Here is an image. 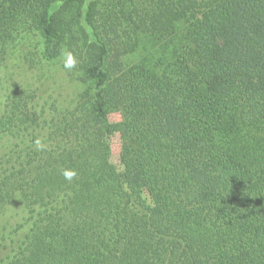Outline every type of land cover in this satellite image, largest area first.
<instances>
[{
  "label": "trees",
  "instance_id": "1",
  "mask_svg": "<svg viewBox=\"0 0 264 264\" xmlns=\"http://www.w3.org/2000/svg\"><path fill=\"white\" fill-rule=\"evenodd\" d=\"M0 264H264V0H0Z\"/></svg>",
  "mask_w": 264,
  "mask_h": 264
},
{
  "label": "rangeland",
  "instance_id": "2",
  "mask_svg": "<svg viewBox=\"0 0 264 264\" xmlns=\"http://www.w3.org/2000/svg\"><path fill=\"white\" fill-rule=\"evenodd\" d=\"M16 71L19 69L14 68ZM60 75V73L58 74ZM106 116L109 122V133H110V143L112 149V158L119 169H123V165L119 161V153L121 148L128 142L129 136L126 127V121L129 117L128 112L123 110L117 104V95L110 94L108 102L106 105ZM126 187L136 193L138 196L142 197L146 203H150L146 191L139 184L134 182H128Z\"/></svg>",
  "mask_w": 264,
  "mask_h": 264
},
{
  "label": "clouds",
  "instance_id": "3",
  "mask_svg": "<svg viewBox=\"0 0 264 264\" xmlns=\"http://www.w3.org/2000/svg\"><path fill=\"white\" fill-rule=\"evenodd\" d=\"M66 57L67 58H66V61L64 63V67L66 69L75 68L76 67V63H77L75 57L72 56L71 54H66ZM64 175H65L66 179L70 180L75 175V172H66V173H64Z\"/></svg>",
  "mask_w": 264,
  "mask_h": 264
}]
</instances>
